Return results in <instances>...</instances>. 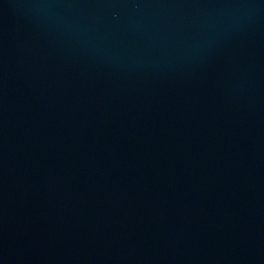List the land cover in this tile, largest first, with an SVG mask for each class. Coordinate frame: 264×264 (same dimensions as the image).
Here are the masks:
<instances>
[{
	"label": "water",
	"instance_id": "1",
	"mask_svg": "<svg viewBox=\"0 0 264 264\" xmlns=\"http://www.w3.org/2000/svg\"><path fill=\"white\" fill-rule=\"evenodd\" d=\"M0 264H264V0H0Z\"/></svg>",
	"mask_w": 264,
	"mask_h": 264
}]
</instances>
